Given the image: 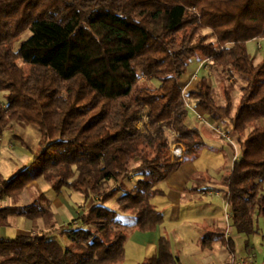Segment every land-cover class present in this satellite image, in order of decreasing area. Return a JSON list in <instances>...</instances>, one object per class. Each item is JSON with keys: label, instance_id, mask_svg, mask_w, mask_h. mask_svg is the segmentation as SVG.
<instances>
[{"label": "trees", "instance_id": "16d2710c", "mask_svg": "<svg viewBox=\"0 0 264 264\" xmlns=\"http://www.w3.org/2000/svg\"><path fill=\"white\" fill-rule=\"evenodd\" d=\"M255 39H264V0H0V135L24 120L43 137L32 160L0 180V199L42 178L92 200L78 226L58 232L67 245L48 231L0 236V264H122L129 231L106 203L130 210L134 230H155L164 221L151 203L164 194L158 184L206 145L187 123L185 97L236 137L224 200L235 231L255 232L264 216V55L251 59ZM193 59L242 80L234 106L228 90L217 104L206 77L185 95L180 79ZM44 201L0 209V224L9 212L36 219ZM212 242L200 240L203 249ZM144 264H179L168 237Z\"/></svg>", "mask_w": 264, "mask_h": 264}, {"label": "rangeland", "instance_id": "374dc122", "mask_svg": "<svg viewBox=\"0 0 264 264\" xmlns=\"http://www.w3.org/2000/svg\"><path fill=\"white\" fill-rule=\"evenodd\" d=\"M204 32L208 31L205 30ZM28 35L29 32H26L20 37V39H25ZM13 48H18V42L13 45ZM249 55L254 63H258L264 55V40L254 41L253 44H250ZM18 65L23 66V62L19 60ZM186 73L187 74L183 76L182 79H180L181 88L185 95L187 94L189 89L193 88L194 84L198 82L201 77H206L209 84L214 89V96L217 104H224L225 90H228V92L230 93L233 106L237 103L241 93L240 87L243 84L242 80L237 75L228 73L224 70H221L220 68H213L210 66V60L208 61L205 59H193L187 66ZM152 83L154 85L159 84L157 81H152ZM187 84L188 86H186ZM0 101L4 103V99L1 94ZM195 102L196 100L191 98V106H195L197 112L203 116V119H198L196 115L188 113L187 123L200 129L203 140L206 144L205 147L200 151V156L195 159L196 165L199 167L200 171L199 173L195 174L197 176H200L199 178L203 180V182L199 185H203L204 187L197 190L202 195L200 197L201 199L193 203V207H190L187 210L189 214L190 212L192 213V215L199 214L200 216L198 217L201 218L203 215L213 214V216L216 217L215 222H218V220H220L224 236L226 238L233 237L232 233L234 232L235 234H237V232L231 225L232 221L230 209L227 207V203L224 200L226 187L224 186L222 180L224 176L230 171L234 159L239 156L237 139L233 134L229 132V126L226 123H213L207 116L199 111V109L196 107ZM23 122H25L24 126L22 124H19L18 121V124H14V128L19 130V133L24 136L26 142L29 143H27L28 147L30 146L31 148H33L38 143V135H41V133L38 131L37 126L29 124L24 120ZM138 126L142 128V125L140 123L138 124ZM169 136H172L171 132H169ZM16 145L19 146L18 144ZM25 146L23 147L25 148ZM2 151L4 154H1L0 166L7 168L9 167L10 155L6 150ZM171 152L172 154L176 155L179 153V150L173 145L171 147ZM29 153H27V155L28 157H31V154ZM45 183L49 185L48 182L45 181ZM129 184L130 183H128V185ZM71 193L82 196L79 192L73 190H71ZM89 200L86 201L83 197V203L78 206L77 217L87 210V208L89 207ZM202 202H205L207 204L212 202V207L208 208V206L204 205ZM106 205L111 209L118 211L119 217L124 222V229L129 231V235H131V233L135 231L134 217L132 215V212L128 209H119L115 200L108 201ZM226 214H230V217H228V219L225 216ZM193 223L196 226L198 225L194 221ZM78 225L79 224H76L75 222L72 224V226ZM255 226V232L244 233L243 237L237 238L234 241L232 249L233 251H230L229 246H227L228 244L221 243L219 238H221L222 240V236L218 235L211 236L213 239L212 245L211 247H206L204 250H202L203 247L200 242L187 244L182 239V241L180 240L181 242H178L179 239L176 240L172 235H170V240L173 243L177 244V248H183V252L186 253V255L183 254L182 257L180 256L181 264H229L232 256H236V258L252 260L256 264H261L264 258V216H260L256 219ZM192 229L194 230V227L191 226L188 232L191 233ZM8 232L11 236H13V234L15 233L10 230H8ZM216 237L219 239L217 241V244L216 242L214 243ZM136 239L137 238H133L131 241H129V239L126 240L129 253L131 250L133 251V253H137V251L140 250L142 243H140V241L136 242ZM228 241L229 240L227 239V242ZM172 242H170V244L174 245ZM247 248L252 250L249 251ZM225 260L227 261L225 262Z\"/></svg>", "mask_w": 264, "mask_h": 264}, {"label": "crops", "instance_id": "0c3cea01", "mask_svg": "<svg viewBox=\"0 0 264 264\" xmlns=\"http://www.w3.org/2000/svg\"><path fill=\"white\" fill-rule=\"evenodd\" d=\"M258 40L264 39L250 41L248 43V51L249 45ZM186 74L187 73H184L181 79ZM188 84L186 86H188ZM14 124H18V121L11 122L0 135V157L1 154H4L2 150H6L10 155L9 167L0 166L1 181L8 180L19 167L28 164L33 158V153L43 144V137L38 135V143L34 147L32 146L33 148L30 146L26 147L23 142L26 144L28 142H26L24 136L19 133V130L14 128ZM19 124L24 126L22 122H19ZM23 146H25V148ZM27 153L31 154V157H28ZM198 156H200V153ZM199 172V167L196 165V161L193 160L181 164L175 171L171 172L165 180L158 184L164 194L151 199V203L157 210L162 212L164 221L153 231L140 232L135 230L129 235V241L133 238H137L136 242L140 241L142 244L137 253H133L132 250L129 253L126 241L124 244V261L122 264H144L148 258L157 255L158 239L161 236H166L170 239V235H172L176 240L179 239L178 242L182 239L187 244L199 243L202 236H208L211 239L212 235L222 236V240L221 238L219 239L221 243L225 244L229 242L234 243L237 238L244 236V234H235L233 232V237L225 238L222 232V224L220 220L215 222L216 217H214L213 214H206L201 218L198 217L200 216L199 214L192 215L191 212L190 214L188 213L187 209L190 207L192 208V204L200 200L202 196L200 192L197 191L204 187L203 185H199L203 182V180L199 178L200 176L196 175ZM41 196H44L46 199L44 201L45 209L41 212L39 217L34 220H29L24 216L9 212L6 215V224H0V236L14 238L19 234L34 233L36 230L48 231L51 232V237L58 239L62 245H67L68 240L65 237H59L58 232L62 228L67 227V225L72 226L75 219L78 218V206L83 203V197L72 194L71 190L61 189V191L55 192L45 183L44 179L39 178L27 184L21 192L0 199V209L28 206ZM91 203L92 200L90 199L88 201L89 207ZM202 203L208 206V208L212 207V202L208 204L205 202ZM193 221L198 225L196 226ZM191 226L194 227V230L192 229L190 233L188 231ZM8 230L15 232L13 236L9 235ZM219 239L216 237L214 243L216 242L217 244ZM227 239L229 240L228 242ZM170 242L172 241L170 240ZM173 244L174 245L171 244L173 255L178 258L179 264H181V257L183 254L186 255V253L183 252V248H177V244ZM247 249L249 251L252 250L249 248ZM226 261L227 260H225V262Z\"/></svg>", "mask_w": 264, "mask_h": 264}, {"label": "built area", "instance_id": "2783aa9c", "mask_svg": "<svg viewBox=\"0 0 264 264\" xmlns=\"http://www.w3.org/2000/svg\"><path fill=\"white\" fill-rule=\"evenodd\" d=\"M205 60H208L209 61V59H205ZM185 98H184V101H185V106H186V108L188 110V113H192V114L196 115V117L198 119H203V116L200 115L197 112V109L195 108V106H191V104H190L191 98H189V97H185ZM225 216L228 219V217H230V214H226ZM229 264H256V263H254L252 260H246V259H243V258H236V256L235 257L232 256V259L230 260V263Z\"/></svg>", "mask_w": 264, "mask_h": 264}]
</instances>
